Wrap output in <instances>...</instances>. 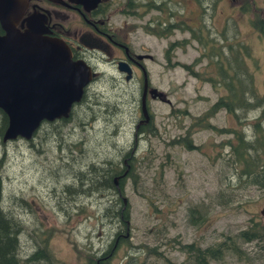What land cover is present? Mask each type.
Segmentation results:
<instances>
[{
    "label": "rangeland",
    "instance_id": "374dc122",
    "mask_svg": "<svg viewBox=\"0 0 264 264\" xmlns=\"http://www.w3.org/2000/svg\"><path fill=\"white\" fill-rule=\"evenodd\" d=\"M172 1L165 2L170 6ZM188 1L176 0L170 8L181 14L170 20L202 29L201 43L183 27L158 37L133 26L145 23L149 14L162 17L156 12L142 19L111 18L121 28L116 35L126 34L133 53L152 57L143 63L151 86L163 95L148 96L153 133L135 128L148 125L147 120L139 123L143 118L137 108L136 80L120 79L110 72L112 67L97 60L105 74L73 105L65 122H42L29 140L2 142L0 136L1 207L21 225L20 257L46 250L56 264H77L88 246L97 243L100 251V243H105L103 252L109 254L102 264H176L183 252L187 254L182 264H202L198 251L212 244L203 264H264V244L240 236L241 230L264 224L259 213L264 186L247 184L239 175L243 165L233 163L235 152L232 155L228 145L235 143L234 131L254 141L250 122L260 118L262 106L236 109L238 118L221 108L207 114L212 115L207 129L205 117L199 116L223 90L190 72L192 68L201 77L217 78L213 58L218 52L217 60L225 58L231 69L226 76L243 81L246 69L257 94L264 95V43L238 4L227 7L213 0L207 34L205 17L194 19ZM206 39H211L212 51L203 46ZM170 41L176 44L166 54ZM219 46H224L223 52ZM187 142L195 148L185 146ZM259 145L256 167L264 165V138ZM105 167H128L121 188H97ZM191 208L196 210L189 221ZM122 210L128 212L124 222L119 217ZM232 245L237 252L228 249ZM215 248L221 258L212 257Z\"/></svg>",
    "mask_w": 264,
    "mask_h": 264
},
{
    "label": "flooded vegetation",
    "instance_id": "af4514ba",
    "mask_svg": "<svg viewBox=\"0 0 264 264\" xmlns=\"http://www.w3.org/2000/svg\"><path fill=\"white\" fill-rule=\"evenodd\" d=\"M166 0H97L95 4L91 0H26V8L23 12L22 17L31 14L32 12H41L46 15V26L49 29V35L61 39L67 46L70 59L72 61H82L89 68L91 78L89 82L84 86L82 95L88 94V89L93 88V84L98 82L105 74L104 71H99L97 60L102 61L104 67H112L111 73L117 74L120 79L124 81H132L133 79L137 82V90L139 99L137 101V108L141 115V96L144 95L145 107L147 109V121L151 119V113L149 111L148 96L151 98H162L163 95H159L160 92L153 88L149 82L147 71L143 63L144 59H151L152 57L148 54H135L131 50V44L126 39V34L122 36L116 35V31L121 29L113 23L112 17H122L123 19H142L150 12H156L161 14L162 17H155L150 15L145 23L133 24L134 27L142 28L147 34L152 36L165 34H172L173 31L181 29L184 31L195 32L196 35L192 39L201 43L199 38V32L202 29H192L188 23L172 21L170 19L177 18L181 11L171 10L170 7H174L176 0L171 2L169 6ZM215 1L218 0H214ZM223 3L228 7L230 2L239 5V8L243 12H248L250 15V25L255 30L256 35L261 37L264 43V0H222ZM191 3L190 15L194 19L198 17H205L206 26L205 30L210 29L207 24V19L211 18V12L213 11V0H189ZM164 9L167 10L169 15L167 19H164ZM66 12V14L63 13ZM209 21V20H208ZM212 23V21H210ZM169 24V28L166 25ZM126 26V25H125ZM19 27V25H18ZM23 27H19L23 29ZM197 27V25H196ZM167 32H166V30ZM211 39H206L203 46L208 47L209 51L213 49L209 48V42ZM213 40V39H212ZM175 41H170L168 46ZM229 48V46H228ZM218 51H224V46H219ZM118 53V55L116 54ZM224 53H222V56ZM137 56H140L138 58ZM227 57V56H226ZM223 66L228 69V61L222 59ZM124 68L129 70V77L126 78L127 73ZM110 78H114L110 73H107ZM145 78V81H144ZM155 89V92H150ZM72 109V108H71ZM71 113V110H70ZM69 113V115H70ZM211 116L205 119L207 129L210 127L209 119ZM150 121H148L149 123ZM142 123V120H139ZM137 132L141 133V125H136ZM186 138H189L191 130L187 128ZM185 139V138H184ZM186 140V139H185ZM187 141V140H186ZM190 143V142H189ZM192 148L196 145L191 144ZM96 193H97V189ZM123 219L122 212L120 213ZM122 221V220H121ZM127 222V221H126ZM127 224V223H126ZM127 230V228H126ZM117 240V239H116ZM102 245V246H101ZM198 244L194 242L196 248ZM211 245H206V250L210 251ZM105 243H100L99 250H97V243L88 246L89 250L86 249L82 259L77 264H102V260L107 258L105 250ZM181 247V246H179ZM192 248L188 246L187 249ZM180 251V250H179ZM106 253V254H105ZM187 252H183V258L176 264H182L186 258ZM213 257V250L211 251ZM210 255L207 253V258ZM203 263L205 259H200ZM200 264V263H199Z\"/></svg>",
    "mask_w": 264,
    "mask_h": 264
},
{
    "label": "water",
    "instance_id": "95a60500",
    "mask_svg": "<svg viewBox=\"0 0 264 264\" xmlns=\"http://www.w3.org/2000/svg\"><path fill=\"white\" fill-rule=\"evenodd\" d=\"M25 8L26 0H0V111L6 117L2 142L30 139L41 122L66 119L91 78L84 62L72 61L65 43L49 35L46 15L22 17ZM124 70L128 78L129 70ZM141 115L146 121L144 95ZM259 213L264 217V203Z\"/></svg>",
    "mask_w": 264,
    "mask_h": 264
},
{
    "label": "trees",
    "instance_id": "16d2710c",
    "mask_svg": "<svg viewBox=\"0 0 264 264\" xmlns=\"http://www.w3.org/2000/svg\"><path fill=\"white\" fill-rule=\"evenodd\" d=\"M168 28V26H166ZM1 33V30H0ZM195 32L190 33V37L193 38L195 36ZM176 43L173 42L168 46L166 49V54H168L169 49L175 45ZM221 56V53L215 52L214 54V71L217 75V78H210L209 75H204L201 77V74H199L197 71H194L192 68L190 69L191 74L196 75L198 78H201L203 81H208L213 87H219V90H223V95H219L218 98L211 104L209 107V110L205 111L199 118L205 117L208 118L212 114V112H216L217 110L223 108L226 110V112L236 116L237 118L239 115L236 113V109H259V106H262L259 110V117L256 118L253 123L250 122V125L253 128L254 134L256 135V138H254V141H248L243 134H240L241 131H237L235 133V143H228L231 154L235 152V161L233 160V163H242V169H240V174L243 175L246 179L247 184H255V185H262L264 186L263 176H264V165L263 162L260 167H256L254 165V162L260 161V157L258 159V151L257 149H261L259 146L260 141L264 138V124H263V116H264V95H258L257 90L254 87L252 77L250 76V73L246 71V69H243L244 71V79L241 81L240 79L233 77V76H226V69L224 66H222V61L217 60V57ZM199 62V59L197 58L196 63ZM237 63L238 61L235 60ZM235 63V64H236ZM238 65V64H237ZM186 65H184L185 67ZM240 67V66H239ZM234 70H237L236 67H232ZM231 70V69H230ZM225 79H228V81H225ZM255 101V102H254ZM258 101L263 102L262 104L258 105ZM257 104V105H256ZM240 108V109H239ZM70 117V116H69ZM143 118V117H142ZM144 119V118H143ZM142 119V120H143ZM194 121V119H192ZM65 122V120H61ZM192 121V123H193ZM199 121V120H198ZM6 126V117L5 115L0 111V136L2 135V132ZM150 124L145 125L141 127L140 131L141 133H153L152 129L149 128ZM204 127H208L206 124H204ZM214 128V127H213ZM219 131V130H218ZM259 141V142H258ZM258 142V143H257ZM257 145V146H255ZM185 146L191 148L190 143L187 142ZM251 150L253 151L251 153ZM262 150V149H261ZM233 155V154H232ZM233 157V156H232ZM234 159V158H233ZM109 164V162L105 163ZM130 165V164H129ZM111 167V164H109ZM104 168L105 171L103 175L99 178L100 184H97V188H121L125 176H122L123 171L127 172V168L123 169H110ZM116 177V178H115ZM124 178V179H123ZM114 179H116L117 184L115 185ZM97 183V182H96ZM99 186V187H98ZM1 201H2V180H1V161H0V264H39L38 261H43L45 263L43 264H56L55 262H52V256H47L46 250H39L36 252H32L31 254L27 255L26 257H20L19 251H18V236L21 232V225L19 222L13 218L12 216L8 215L7 212H5L1 207ZM196 210V208L190 209V216H188V220L191 221V218H193V212ZM121 213V211H120ZM119 213V217H121V214ZM127 211L122 210L123 215V222L127 219ZM201 217V214H200ZM199 217V218H200ZM125 225V223H124ZM240 236L243 240L252 241L256 240L259 243L264 244V224L253 227L249 226L247 229L240 231ZM111 248V246H110ZM192 249V248H189ZM230 251L237 252L238 249L234 247V245L229 246ZM264 253V246L261 247ZM209 251V250H208ZM107 251L106 253H108ZM105 253V254H106ZM192 253V251H190ZM199 259H204L207 256V250L201 252L198 251ZM194 253H192L193 255ZM213 257L214 259L221 258L219 254L217 253L216 248L213 251ZM53 260V259H52ZM54 261V260H53Z\"/></svg>",
    "mask_w": 264,
    "mask_h": 264
},
{
    "label": "bare ground",
    "instance_id": "6f19581e",
    "mask_svg": "<svg viewBox=\"0 0 264 264\" xmlns=\"http://www.w3.org/2000/svg\"><path fill=\"white\" fill-rule=\"evenodd\" d=\"M235 64V63H234ZM83 96V95H82ZM82 99V98H81ZM81 99H80V101L79 102H77V103H80L81 102ZM70 116V115H69ZM69 116L66 118V119H55V120H53V121H56V120H67L68 118H69ZM53 121H51V122H53ZM142 122H146L144 119L142 120ZM32 138V137H31ZM30 138V139H31ZM22 139H24V138H22ZM25 140H29V139H25Z\"/></svg>",
    "mask_w": 264,
    "mask_h": 264
}]
</instances>
